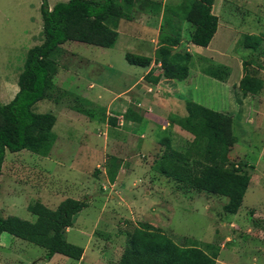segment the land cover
Returning <instances> with one entry per match:
<instances>
[{
    "label": "rangeland",
    "instance_id": "obj_1",
    "mask_svg": "<svg viewBox=\"0 0 264 264\" xmlns=\"http://www.w3.org/2000/svg\"><path fill=\"white\" fill-rule=\"evenodd\" d=\"M67 1L48 0V6L51 8ZM154 1L167 7L178 5L181 0ZM39 7V0H0V104H7L13 99L18 91V75L27 51L42 42ZM216 13L222 21L238 22L239 29L245 28V22L253 21L263 25L260 30L264 32V0H221L215 7ZM178 27L181 29V39L188 40L192 31L189 24L181 22ZM120 39L110 49L78 42L62 45L57 57L60 67L55 84L64 94L58 103L43 100L34 107L36 113H51L56 117L52 130L56 140L49 153L52 162L27 151L7 153L0 176L2 217L14 216L34 222L35 217L27 211V207L39 199L52 202L53 205L67 198L87 201V208L75 216L72 229L65 235L70 244L85 248L81 261L61 255H56L52 263L45 261V250L4 233L0 237V264H117L125 245L124 234L135 226H148L160 231L179 246H197L202 249L206 245L217 247L216 264H264V89L253 97L241 99V95L230 87L239 81L243 61L247 62L250 75L264 83V43L255 52L245 49L240 43L228 46L224 55L234 60L230 61L231 65L229 63L230 71L226 67L228 76L224 82L231 78L230 86L199 74V70L221 65L219 60L222 57L212 59L205 48L195 46L199 50L191 49L193 57L189 63V73L199 75L198 85L184 100L232 118V135L236 137L237 143L228 157L235 166L246 165L243 171L252 178L241 207L237 214L231 215L223 210L227 198L182 191L171 179L163 182L164 177L159 178L157 189L145 186L146 182L142 181L140 175H131L129 186L116 196L101 177L99 169L82 175L77 172L79 152L88 151L80 148V144L85 141L88 147H101L105 139H96L92 135L89 142L83 139L81 131L87 130L83 122L71 119L67 123V116L76 113L78 117L86 119V116L70 108L76 106L75 97H79L81 107L85 106L97 116H103L109 102L124 90L125 80L121 75L128 66L124 63L123 54L139 53ZM142 45L145 51L146 44ZM210 47H216L215 42ZM80 55L84 60L79 59ZM147 55L150 56V53ZM238 62L240 69L236 65ZM135 69L138 73L144 70ZM90 84L94 89L87 91ZM93 93H100L101 99L91 101L80 98L86 94L93 96ZM243 100L245 103H260V106L253 104L251 109L259 115L255 116L252 112L249 115L247 108L241 106ZM95 102L99 104H93ZM121 102L122 97L116 100V103ZM182 109L185 111L184 106ZM97 122L96 119L92 120L88 128L96 130ZM99 129L101 131L96 133L103 136L104 129ZM152 129L142 128L138 132H145L148 138L152 134L157 138H169L168 133L159 131V128L151 133ZM113 138L117 137L112 136L110 141ZM57 161L63 167L57 166ZM139 163L147 168V159L140 158ZM144 176L147 178V175ZM101 182L106 184L105 188ZM126 190L134 192L133 200L129 199L131 194ZM147 192L150 194L147 195ZM87 193L92 196L91 200ZM121 195L129 201L121 202ZM111 196L117 197L116 201H112ZM104 210L109 213L108 216L105 213L101 216L100 212ZM88 236H91L90 240Z\"/></svg>",
    "mask_w": 264,
    "mask_h": 264
},
{
    "label": "trees",
    "instance_id": "obj_2",
    "mask_svg": "<svg viewBox=\"0 0 264 264\" xmlns=\"http://www.w3.org/2000/svg\"><path fill=\"white\" fill-rule=\"evenodd\" d=\"M39 1L42 42L27 51L18 75V91L13 99L7 104H0V176L7 153L27 151L46 158L51 151L56 140L52 131L56 117L51 113H36L34 106L43 100L58 103L64 93L55 84L58 67L54 55L59 52L60 46L78 42L110 49L117 41L116 29L120 20L129 22L136 12L155 13L160 7L153 0H68L49 9L48 0ZM214 3L215 0H181L175 7H165L159 47L154 55L162 78L178 82L188 78L190 54L173 53V48L181 42L178 25L181 22L189 24L192 28L189 43L206 48L218 26V18L213 13ZM239 43L255 52L261 48L264 39L244 35ZM124 60L137 68H148L152 62L151 58L129 53L125 54ZM241 66L242 78L237 89L242 97L254 96L264 89V83L250 75L247 62L243 61ZM205 74L224 81L228 69L218 65L206 69ZM74 101L76 106L70 107L72 110L90 120L105 122V114L97 116L85 106L81 107L79 97H75ZM185 110V117H174L170 124H176L191 134L192 142L184 152L165 146L155 161L154 170L174 181L182 191L227 198L223 210L235 215L251 177L243 171L246 165L235 166L228 157L237 143L232 135V118L191 101L185 102ZM108 123L115 126L112 119ZM120 166L119 159L108 158L105 169L110 184L115 182ZM85 208L86 200L67 198L55 209L36 201L27 207V211L35 217L34 222L0 215V237L7 233L42 248L45 250V261H50L54 255H61L78 262L84 250L67 242L65 231L73 226L75 216ZM124 236L125 245L117 264H216L219 252L212 245H206L204 249L179 246L165 234L148 226H135Z\"/></svg>",
    "mask_w": 264,
    "mask_h": 264
},
{
    "label": "crops",
    "instance_id": "obj_3",
    "mask_svg": "<svg viewBox=\"0 0 264 264\" xmlns=\"http://www.w3.org/2000/svg\"><path fill=\"white\" fill-rule=\"evenodd\" d=\"M220 1L221 0H215V3L213 5V13L218 18V26L216 27L217 30L210 44L205 48V50H207L208 56L211 57L212 59L213 58L219 59L220 57H222L219 60L222 62L221 65L227 67L230 71L231 68L229 67V63L231 65L230 61L234 59H231L230 57L224 55V52L226 49H228V46L231 44L239 43V41L244 35H255L264 38V32L260 30L263 25H260L253 21L245 22L244 23L245 28L239 29L238 22L234 23L233 20L231 21L220 20L219 15L217 13L215 14V7ZM175 6H168V7H175ZM165 7L166 6L160 5L159 11H155V13L154 12L150 13L148 11L136 12L133 14L131 21L128 22L126 20H120V22H118L119 24L116 29V32L118 34L117 40L121 38L120 40L125 45L130 44L132 46V49L137 53H139L137 54L138 56L151 58L152 62L148 68H142L144 69L143 72L138 73L137 71H135L136 67L130 66L125 62L124 56L126 53L123 54L124 63L126 64V66L130 68L128 67L124 68V72L121 75L125 80L124 90L120 94L116 95L109 102L108 108L106 107L105 122H97L98 127H96V130L95 128L91 130L90 127L88 128V126H90V122L92 121L89 118L87 119L86 117L85 119L78 117L76 113H72V115L69 114L67 116V123H69L71 119L80 121L81 123L83 122V124L85 125L84 128H87L86 131H81L83 135L82 136L83 139L88 141L91 135L94 136V138L96 139L98 138L100 139L102 137L105 139L104 140L105 144L103 143V146L101 147L100 145H96L94 147H90V146L88 147V144L85 141H83L80 144V148H86L88 151L79 152L80 158L76 160L78 161V169H79L77 172H79V174L82 175V173H89L90 171L93 172V170L99 169V173L101 174V177L103 176V178L107 182L109 186L108 188H110L111 191L113 190L115 191L114 193L116 194V196L121 194L123 191H125L124 189L126 188V186H129L128 184L129 178L131 177V175L134 174L140 175L142 177L141 178L142 181L146 182L145 186L150 185V187L159 189V184H160L159 178H163L164 176H161L160 174L155 172L154 165L157 158L164 151L165 146H168L171 149L178 152H184L193 140V136L191 134L185 132L176 124L171 125L170 122L171 120H173L174 117H185L187 115L186 110L184 111L182 109V106L185 107L184 99H186L185 98L186 95H189L191 90H196L198 85L197 83H198L199 75L198 74L190 75L189 73L188 78L182 82L167 80L161 77V73H162L161 68L159 64H155L154 62L155 51L159 47L158 42H159L161 24H163V15H164ZM52 8L53 7L51 8L49 7V9ZM214 42L216 44V47L214 48L210 47ZM142 44H146L147 48L145 49V51L142 49L144 47ZM196 47L201 48L198 46ZM196 47L195 45L189 43L188 40L183 41L181 39L179 46L173 48V53L187 52L190 54L192 60L193 56L191 53V49L194 48V50H199ZM62 48L63 47L60 46L59 52L62 51ZM210 49L215 50V52L210 51ZM59 52L57 53L55 60L57 63L58 72L60 66L57 57ZM145 53L147 54L150 53V56L147 54L143 55ZM80 56L79 59L83 57ZM235 62H237L236 59ZM236 65L240 69L239 66L240 63L238 62V64L236 63ZM205 70H199V74L205 76L206 75ZM230 76H231V72H230ZM238 78H239L238 80L240 81L242 78V70L241 72L239 71ZM230 79H228L226 82L224 81H219V82L226 83L230 86L231 84ZM154 80H157V82H154ZM239 81L236 84L232 83L230 86L231 88L233 87L235 91L238 92V94H240L237 89ZM93 89L94 86L90 84L87 88V91ZM100 96H101L100 93H98L97 95L94 94L93 96L86 94L85 96L82 95L80 98H85V100L89 99L91 101H99L101 99ZM120 97H122V102L116 103V100L119 99ZM240 98H238L239 101H241V99H247L249 98V96L242 97L241 99ZM46 101L49 102V100ZM93 104L98 105L99 103L95 102ZM253 104H255V106L261 105L260 103H245L243 100L241 106L243 108L244 107L247 108L246 112L249 115L250 112H252L255 116H258L259 114L256 111L254 112L251 111ZM109 119L113 120L115 126H113L111 123H108ZM99 127L104 129L103 136L96 133L98 131H101ZM142 128H146L147 130H149V128L151 129L153 128L150 131L151 133H153L154 130L159 128L160 129L159 131L168 133L169 138L166 137L157 138L156 136L154 137L153 134L152 137L148 138V134H146L145 132H138ZM112 136H116L117 138H113L110 141V138ZM232 149H234V146L232 147ZM111 156L119 159L121 164L118 175L113 184L109 183L105 169L106 162L108 158ZM228 156L230 157V153ZM140 158L147 159L148 162L147 168H144V166L139 163ZM43 159L47 160V162L49 163L52 162L50 155ZM56 165L63 167L62 164L59 162ZM144 175H147L146 177L149 180H147V178H144L145 177ZM164 180L165 181L163 182H167L170 179L164 177ZM101 185L103 186V188H105L106 184L101 182ZM86 190L88 192V189ZM126 191L130 192L131 196L129 199L133 200L134 192H132V190H126ZM149 194L150 193L147 192V195ZM88 197L89 200L92 199V196L89 194ZM110 198H112V201H116L117 199V197L115 196H111ZM119 198L121 202L129 201V200L128 201L124 200L123 195H121ZM61 201L53 205L52 202H45L39 199V202H41L47 208H51V209L53 208L55 209ZM106 207L107 206H105V208ZM100 213L101 216L102 213L107 214V216L109 214L106 213L105 210L104 212L102 211ZM110 215L117 216L113 214ZM71 229L72 227L67 229L65 233H67ZM90 238L91 236H88L89 240ZM83 250L85 253V248H83ZM55 256L56 255H54L51 258L50 260L51 263L54 262Z\"/></svg>",
    "mask_w": 264,
    "mask_h": 264
}]
</instances>
